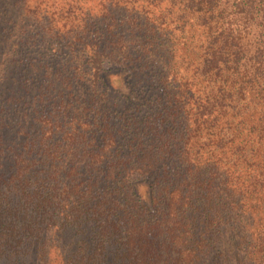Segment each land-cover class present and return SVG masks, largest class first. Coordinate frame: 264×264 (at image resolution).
<instances>
[{
	"label": "trees",
	"instance_id": "1",
	"mask_svg": "<svg viewBox=\"0 0 264 264\" xmlns=\"http://www.w3.org/2000/svg\"><path fill=\"white\" fill-rule=\"evenodd\" d=\"M18 2L0 0L6 260L264 264V0H37L34 37Z\"/></svg>",
	"mask_w": 264,
	"mask_h": 264
},
{
	"label": "rangeland",
	"instance_id": "2",
	"mask_svg": "<svg viewBox=\"0 0 264 264\" xmlns=\"http://www.w3.org/2000/svg\"><path fill=\"white\" fill-rule=\"evenodd\" d=\"M21 1V0H20ZM25 3L23 4V2H18L16 6L11 7V11H9L10 16L14 15L15 20L13 23H15V27H24L25 29V36H30V37H34L33 33L34 32H40V27L38 25V23L33 22L32 20H28L25 23H20L19 19L22 17V15L26 14V12L30 9L33 8V5H36V1L37 0H24ZM48 3H53V5L57 6V7H62V0H46ZM26 18H28V15L26 14ZM55 19L54 16L50 14L48 15V21L52 22V20ZM12 25L11 24L10 28L12 29ZM36 40H39V38H35ZM10 43L14 42L15 39L11 38V40H8ZM15 43V42H14ZM18 44V43H16ZM16 48L12 47L8 42L7 39H5L3 41L2 46L0 47V63H4L7 61V59L9 57H13V53L14 50ZM2 67L0 66V69ZM141 194H143L142 192H140ZM6 254H3L1 252L0 249V264H11L10 260H6V257H4ZM53 259H51V261L48 264H56L52 261ZM31 264V263H30ZM33 264H37V261L34 260Z\"/></svg>",
	"mask_w": 264,
	"mask_h": 264
}]
</instances>
